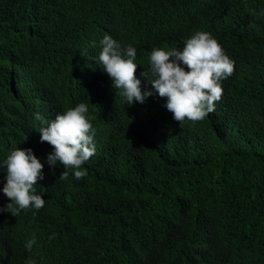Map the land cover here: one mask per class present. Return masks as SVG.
Wrapping results in <instances>:
<instances>
[{
  "label": "trees",
  "instance_id": "16d2710c",
  "mask_svg": "<svg viewBox=\"0 0 264 264\" xmlns=\"http://www.w3.org/2000/svg\"><path fill=\"white\" fill-rule=\"evenodd\" d=\"M196 31L235 69L215 111L178 125L140 74ZM105 35L136 49L144 103L99 65ZM79 103L96 153L62 180L38 130ZM16 147L44 165L45 205L0 211V264H264V0H0V209Z\"/></svg>",
  "mask_w": 264,
  "mask_h": 264
},
{
  "label": "clouds",
  "instance_id": "9594fccd",
  "mask_svg": "<svg viewBox=\"0 0 264 264\" xmlns=\"http://www.w3.org/2000/svg\"><path fill=\"white\" fill-rule=\"evenodd\" d=\"M100 44L99 65L112 81L116 94L123 96L129 105L144 103L153 93L151 89H141V80L136 76V49L131 45L122 47L110 35H105ZM149 61V70L140 75L148 79L151 73L152 79L148 80L152 89L159 97L166 98L165 107L178 125L186 121H203L215 111L216 102L223 95L221 82L232 76L235 69V62L206 31L192 34L184 42L182 50L153 49ZM38 131L40 141L53 148L47 156L49 166H56L58 162L63 166L60 179H68L69 169L76 179L87 175L84 165L96 153V129L88 118L86 103L57 113L46 127ZM4 165L7 166V182L2 190L9 202L0 211H7L16 217L21 211L43 208L45 199L37 191V182L44 178V165L32 150L16 147L7 156ZM35 243L33 236L26 242L25 248L31 251Z\"/></svg>",
  "mask_w": 264,
  "mask_h": 264
}]
</instances>
